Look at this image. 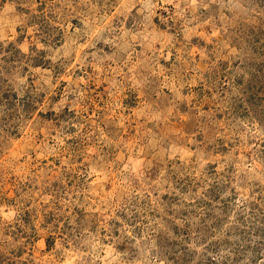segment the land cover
<instances>
[{
    "label": "rangeland",
    "instance_id": "obj_1",
    "mask_svg": "<svg viewBox=\"0 0 264 264\" xmlns=\"http://www.w3.org/2000/svg\"><path fill=\"white\" fill-rule=\"evenodd\" d=\"M0 264H264V0H0Z\"/></svg>",
    "mask_w": 264,
    "mask_h": 264
}]
</instances>
